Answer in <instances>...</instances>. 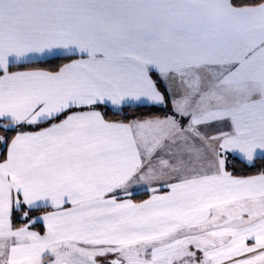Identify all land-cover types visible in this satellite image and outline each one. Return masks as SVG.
<instances>
[{"label": "snow or ice", "instance_id": "6c2138e0", "mask_svg": "<svg viewBox=\"0 0 264 264\" xmlns=\"http://www.w3.org/2000/svg\"><path fill=\"white\" fill-rule=\"evenodd\" d=\"M0 264H264V0H0Z\"/></svg>", "mask_w": 264, "mask_h": 264}, {"label": "trees", "instance_id": "16d2710c", "mask_svg": "<svg viewBox=\"0 0 264 264\" xmlns=\"http://www.w3.org/2000/svg\"><path fill=\"white\" fill-rule=\"evenodd\" d=\"M160 115H163V113H158ZM231 166L232 168L235 169V174L237 175H254L256 174L259 170H260V167H259V162H257V167L255 168H245L243 165L233 161L231 162ZM147 198V194L146 193H138L134 199L136 201H140L142 199H146Z\"/></svg>", "mask_w": 264, "mask_h": 264}]
</instances>
